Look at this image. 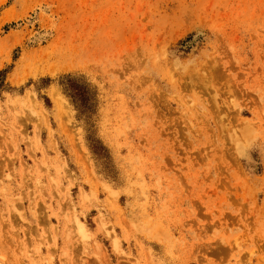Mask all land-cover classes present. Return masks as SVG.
<instances>
[{
    "label": "rangeland",
    "instance_id": "obj_1",
    "mask_svg": "<svg viewBox=\"0 0 264 264\" xmlns=\"http://www.w3.org/2000/svg\"><path fill=\"white\" fill-rule=\"evenodd\" d=\"M0 264H264V0H0Z\"/></svg>",
    "mask_w": 264,
    "mask_h": 264
},
{
    "label": "trees",
    "instance_id": "obj_2",
    "mask_svg": "<svg viewBox=\"0 0 264 264\" xmlns=\"http://www.w3.org/2000/svg\"><path fill=\"white\" fill-rule=\"evenodd\" d=\"M63 83H65L67 91H69V94L74 98L75 102L80 103L81 107H85L86 97L82 93L81 86L76 82V79L68 76Z\"/></svg>",
    "mask_w": 264,
    "mask_h": 264
}]
</instances>
